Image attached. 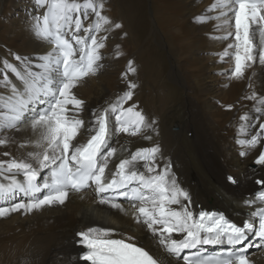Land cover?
<instances>
[{"label":"snow or ice","instance_id":"6c2138e0","mask_svg":"<svg viewBox=\"0 0 264 264\" xmlns=\"http://www.w3.org/2000/svg\"><path fill=\"white\" fill-rule=\"evenodd\" d=\"M35 4L45 11L33 17L32 34L50 44L51 51L35 63L13 54L19 66L5 59L0 69L4 90L0 92V147L15 143L33 149L26 158L0 153L10 157L0 160V218L63 206L71 194L92 189L99 204L131 215L136 225L146 228L160 251L150 253L134 242V236L120 232L122 238H113L116 230L89 226L76 233V243L83 249L78 259L86 264H251L248 249L264 248V244L245 243L250 237L264 241V187L244 200L249 208L259 207L237 223L220 212L191 210V196L180 186L172 164L159 162L163 160L159 144L139 148L120 159L114 170L109 168L118 151L113 143H118V136L151 140L148 132L156 131V121L137 110L135 103L125 107L133 101L135 82H128L127 90L107 107L93 109L87 121L81 118L84 101L73 89L104 68L103 50L110 34L123 25L105 14L106 0H35ZM209 21H215L214 31L220 33L210 38L229 41L217 54L221 62L230 58L234 64L224 75L242 80L254 63L264 65V0H213L205 13L194 18L195 23ZM136 71L129 60L122 76L127 80L128 73ZM245 99L254 102L257 113H264V96L252 91ZM240 121L236 143L242 149L239 154L247 156L264 147V123L249 137L256 126L253 118L245 114ZM82 128L88 135L84 143L77 140ZM28 129L32 135L18 141L15 133ZM241 134L249 138H240ZM254 164L264 169V151ZM228 179L236 183L231 176ZM254 183L264 185V177ZM205 245L227 248L224 254L207 258L200 254Z\"/></svg>","mask_w":264,"mask_h":264},{"label":"bare ground","instance_id":"6f19581e","mask_svg":"<svg viewBox=\"0 0 264 264\" xmlns=\"http://www.w3.org/2000/svg\"><path fill=\"white\" fill-rule=\"evenodd\" d=\"M32 1L35 4V0ZM163 1L168 3L165 6L168 16H155V21L158 28L164 29L166 41H170L167 43L171 59L168 79L170 82L174 81L175 85L162 82L166 74V60L161 53H155L150 47L135 54L138 59L136 65L133 63L136 73H128L127 80L123 76L120 78L126 72L129 60L123 58L124 53L121 51L125 49H117L118 42H115L110 53L105 55L104 68L97 75L85 78L73 89L74 94L84 101L81 118L87 121L93 109L107 107L116 100L118 94L126 91L128 82L137 83L133 101L127 105L129 107L135 103L137 110H142L150 119H155L156 131L148 132L151 140L142 136L120 134L118 143L113 142L118 151L111 158L109 168L114 170L120 159L127 158L139 148L159 144L163 154V160L159 162L172 163V172L180 186L191 196V210L196 213L201 210L220 212L240 223L248 213L259 207L257 204L249 208L244 200L251 198L259 189L254 183L255 179L264 177V169L261 166L254 167L253 163L261 147L251 150L247 156H241L239 153L242 149L236 143L242 115L248 114L256 125L251 129L249 137L258 130L259 123L264 121V113H257L254 102L245 99L252 91L264 96V65L257 61L247 69L245 79H229L224 73H229L234 64L230 58L221 62L217 55L224 51L229 41L210 38L220 35L214 31L215 21L194 22V18L205 13L213 0ZM5 2L0 0V8L5 6ZM137 3L139 4L134 8L138 11L134 18L129 17V25L137 29L134 37H141L143 41L146 35L142 28L146 26V22L139 15L142 9L140 2ZM7 5L9 8L18 4L8 0ZM27 7L25 1L22 8L26 12L29 10ZM44 11L41 8L36 12L41 15ZM32 24L30 19L18 27H13L10 22V31L6 35L4 32V36L1 34L0 43L3 44L0 45V69L5 59L19 66L13 54L28 57L35 63L38 56L51 51L50 44L34 38ZM116 52L123 54L117 56ZM8 75L13 82L18 83L11 73ZM3 91L0 89V92ZM257 116L261 117L258 121ZM31 135L30 129L15 133L20 142ZM249 137L240 135V138ZM87 138L86 129L82 128L77 140L84 143ZM32 150L21 149L15 143L0 147V153L9 152L13 158H26V153ZM9 158L0 155V160ZM138 167L142 170V164ZM229 176L237 179L236 186L229 183ZM220 197H223L222 200ZM125 208L131 211L126 203ZM89 226L116 230L117 234L113 238H122L120 232L125 237L134 236V242L143 245L151 253L160 251L152 234L146 228L136 225L131 215H124L107 205L99 204L94 191L88 189L83 193L71 194L63 206L46 208L27 216L13 213L0 218V264H80L79 249L75 246L76 233ZM251 253L254 255L252 260L249 258L251 264H264V251L254 250ZM160 254L163 255L162 252ZM179 264H183V261Z\"/></svg>","mask_w":264,"mask_h":264},{"label":"rangeland","instance_id":"374dc122","mask_svg":"<svg viewBox=\"0 0 264 264\" xmlns=\"http://www.w3.org/2000/svg\"><path fill=\"white\" fill-rule=\"evenodd\" d=\"M5 1H6L5 6L4 7L2 6L0 8V36H1V34H2V36H4V35H6L7 32L10 31V28H9L10 22L12 23L13 27H18L22 22H28L29 19H30V21H33L32 17L37 15L36 11H38L36 4H34L32 0H10V2L12 1L13 4H18V5L17 6L11 5L9 8H8V5L6 6L8 0H5ZM25 1L27 2V5H28L27 9H29L27 12L25 11V9L22 8V4H24ZM114 1H116V2H114ZM114 1L113 0L112 1L106 0V4H107L106 9L107 10H106L105 14L110 16L114 22L121 23L123 25V27L121 29L115 30L114 34H113V32L110 34V38L107 41L108 42L107 46L103 50L105 53L104 55H108V53H110L109 50H110L111 46L115 42H118L119 49H123V50L125 49L124 51H121L124 53V54L122 53L124 55L123 58L125 60H132V62L136 65L137 64L136 60H138V59L135 58V54L136 53L139 54V53H141V51L144 50V48L150 47L155 53H161L163 55L164 60H166L164 62L165 67H166V74L163 76L162 82L174 86L175 85L174 81L170 82L171 80L168 79L169 71L171 70V63L169 60H171V59L169 56V47H168L167 43H170V41H166L164 34H163V33H165L164 29L158 28L156 26V21H155V16L156 17H161L160 15H163L165 17L168 16V13L165 12L168 3L166 1L164 2L163 0H160V1L159 0H151V1L150 0H139V1H137V0H114ZM137 2H140V4H141L140 8L142 9V13L139 15L142 16L146 22V26H144L142 28L143 33H145V35H146V36H144L143 41L141 40V37L140 38L137 36L134 37V33H136L137 29L132 27L131 25H129V17L134 18L135 13L138 11L134 8L135 6H137V4H139ZM159 2H161V3H159ZM108 4H110V5H108ZM161 6H162V8H161ZM139 15H137V16H139ZM18 19H22V21H18ZM178 26L180 27L181 25L179 24ZM148 32L150 34H148ZM3 33H4V35H3ZM115 36H116V38H115ZM138 40H140V41H138ZM165 41H166V43H165ZM0 42H1V40H0ZM1 44H3V43H0V45ZM130 44H131V46H130ZM136 44L137 45L139 44V47L138 46L136 47ZM126 45H128V46H126ZM134 47H136L137 49ZM128 49H130V50H128ZM133 49H134V51H133ZM105 50H106V52H105ZM138 50H140V51H138ZM127 53L129 56L127 55ZM175 54H177V56H178V53H175ZM125 57H127V59ZM136 57H138V56H136ZM178 61L180 64L181 62L179 59H178ZM180 65H182V64H180ZM122 74L120 75V78H121ZM233 80H235V79H233ZM176 87H178V86H176ZM179 88L181 89V86H179ZM126 106L128 107V105H125V107ZM45 174H46V170L41 173V178H43V176ZM86 191H88V189ZM222 198L223 197H220V200H222ZM257 241H259V240H257ZM254 250H256L258 252V251H261L262 249L258 248V247H250V250L248 252L250 259L251 258L253 259V257H254V255H252L253 253H251Z\"/></svg>","mask_w":264,"mask_h":264}]
</instances>
